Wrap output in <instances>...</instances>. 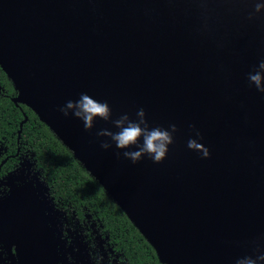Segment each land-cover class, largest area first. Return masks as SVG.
Instances as JSON below:
<instances>
[{
	"label": "water",
	"instance_id": "95a60500",
	"mask_svg": "<svg viewBox=\"0 0 264 264\" xmlns=\"http://www.w3.org/2000/svg\"><path fill=\"white\" fill-rule=\"evenodd\" d=\"M256 3L264 0H0V66L14 100L73 153L162 263L236 264L264 252V93L248 79L264 60ZM82 93L107 102L113 120H136L142 108L150 128L175 124L164 161L134 164L96 135L118 131L111 122L97 118L87 131L65 117L59 109ZM12 191L19 264H57L59 229L44 226L30 188Z\"/></svg>",
	"mask_w": 264,
	"mask_h": 264
},
{
	"label": "flooded vegetation",
	"instance_id": "af4514ba",
	"mask_svg": "<svg viewBox=\"0 0 264 264\" xmlns=\"http://www.w3.org/2000/svg\"><path fill=\"white\" fill-rule=\"evenodd\" d=\"M17 96L14 83L0 66V116L7 114L11 117L14 114L18 115L15 117L18 119L20 113L23 115L17 131L6 130V126L0 127V264L20 263L17 244L21 239L11 235L9 229L20 225L22 219L17 220L11 216L12 203L9 199L14 193L12 190L22 187L30 188L37 202L39 198L41 221L47 230L54 229L55 226L59 229L57 264H149L136 253L127 255L118 247L117 242H102V234L96 223H81L75 221V217L68 212L58 211L34 154L23 149L21 136L29 119L28 109L31 108L15 101ZM53 236H49L51 243ZM143 247L147 250V256L148 247ZM158 261L165 264L159 258Z\"/></svg>",
	"mask_w": 264,
	"mask_h": 264
},
{
	"label": "trees",
	"instance_id": "16d2710c",
	"mask_svg": "<svg viewBox=\"0 0 264 264\" xmlns=\"http://www.w3.org/2000/svg\"><path fill=\"white\" fill-rule=\"evenodd\" d=\"M6 81L10 82L8 79ZM28 116L21 136L23 149L34 154L58 211L68 212L75 217V221L81 223H96L102 234L101 241L117 242L127 255L136 253L149 264H161L151 243L73 153L33 110L28 109ZM15 117L18 115H1L0 127L6 126V130L17 131L23 115L20 113L18 119ZM143 245L148 247L147 256Z\"/></svg>",
	"mask_w": 264,
	"mask_h": 264
},
{
	"label": "clouds",
	"instance_id": "9594fccd",
	"mask_svg": "<svg viewBox=\"0 0 264 264\" xmlns=\"http://www.w3.org/2000/svg\"><path fill=\"white\" fill-rule=\"evenodd\" d=\"M261 11H264V3H256L255 13ZM249 18L251 19L252 16L250 15ZM248 79L258 91L264 93V60L260 61L258 68L249 73ZM59 111L65 117L72 114L80 119L87 131L93 129V122L97 118L111 122L118 131L113 132L105 128L97 132L96 135L98 137H108L118 149L124 150L123 156L134 164L141 161L144 156H148L155 163L163 162L169 152V146L174 143L173 133L178 131L175 124L169 126L171 131L161 127L150 128L146 120V113L142 108L137 111L136 120L131 119L128 114H122L119 118L113 120L112 110L107 102L96 101L84 93L80 95L77 101H67ZM197 135H199L198 132ZM112 143L107 140L100 142L101 147L106 150L112 147ZM133 146L137 150H126L132 149ZM188 147L201 152L204 158L210 156L209 150L195 139L188 141ZM119 155L118 152L117 156ZM236 264H264V252H260L255 258L252 256L240 258L236 261Z\"/></svg>",
	"mask_w": 264,
	"mask_h": 264
}]
</instances>
